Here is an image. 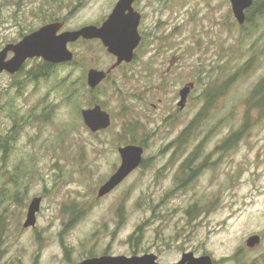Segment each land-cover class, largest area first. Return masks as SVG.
I'll list each match as a JSON object with an SVG mask.
<instances>
[{
  "label": "rangeland",
  "instance_id": "obj_1",
  "mask_svg": "<svg viewBox=\"0 0 264 264\" xmlns=\"http://www.w3.org/2000/svg\"><path fill=\"white\" fill-rule=\"evenodd\" d=\"M117 1L0 0V50L51 19L64 22L61 31L99 25ZM261 1L240 25L229 0H136L142 40L135 59L94 90L88 70L116 62L99 40L70 43L75 59L56 64L48 78L26 82L40 58L0 75V134L22 125L0 150V264L146 253L172 264L185 252L208 254L215 264H264V114L250 104L264 79ZM94 104L112 117L98 133L80 112ZM131 122L134 136L123 129ZM127 144L144 147L145 164L99 197ZM36 197V225L25 227ZM255 234L261 243L252 249L246 241Z\"/></svg>",
  "mask_w": 264,
  "mask_h": 264
},
{
  "label": "water",
  "instance_id": "obj_2",
  "mask_svg": "<svg viewBox=\"0 0 264 264\" xmlns=\"http://www.w3.org/2000/svg\"><path fill=\"white\" fill-rule=\"evenodd\" d=\"M136 0H118L113 11L108 15L102 25H85L80 29L61 31L64 26L62 21L47 23L35 31L23 36L17 43H9L0 50V75L19 73L29 60L40 58L52 64H62L75 59V54L69 49L70 43L80 39L100 40L108 52L116 57V62L108 70L91 68L87 72V84L91 89H96L105 81L110 72L122 63H130L134 60L135 50L141 42L139 25L142 15L134 8ZM234 17L240 25L247 22V11L251 9L255 0H229ZM10 52L13 55L8 58ZM193 84L185 85L179 92L178 106L183 109L187 98L191 93ZM1 98V96H0ZM81 115L86 127L97 133L108 129L112 125V117L101 104L83 108ZM121 164L116 172L100 187L99 197L110 193L121 184L131 173L138 169L144 160L145 149L141 145L127 144L118 149ZM41 197L34 198L29 206L25 227L35 226L37 212L41 208ZM261 243L258 234L250 236L246 245L254 248ZM75 264H162L154 253L132 256L102 255L89 257ZM172 264H215L213 258L204 254L195 255L193 252L183 253L178 262Z\"/></svg>",
  "mask_w": 264,
  "mask_h": 264
},
{
  "label": "trees",
  "instance_id": "obj_3",
  "mask_svg": "<svg viewBox=\"0 0 264 264\" xmlns=\"http://www.w3.org/2000/svg\"><path fill=\"white\" fill-rule=\"evenodd\" d=\"M257 1V2H256ZM259 5V0H255V4H254V9L255 6ZM253 8V7H252ZM260 8H261V12L260 15H262V10H264V0L261 1L260 3ZM251 9H249L247 11V22L251 21L252 18V14H251ZM59 19H51V21H58ZM23 36V35H22ZM42 63H36V65L27 72V84L33 82V81H37L39 79L42 78H48L51 74H53V70L56 69V64H52L49 62H46L44 60L41 61ZM72 62V61H71ZM71 62H67L69 64H71ZM24 69L21 70V72H23ZM83 86L86 87V82L84 81ZM227 86V85H226ZM69 93V97L68 99H70V97L73 95V92H68ZM208 97H211V94L208 95ZM67 99V100H68ZM250 104L259 110V113L262 115L264 114V79L261 80L258 85L255 87V89L252 92L251 95V102ZM45 117V119L48 118V116L46 114L43 115ZM201 117V113L198 114L196 116V118L189 124V126L184 130V132L181 134V136H179V141L178 144L181 145L182 141L184 138H186V136L190 135L191 129L193 127V125H195V123L198 121V119ZM22 125L21 124H16L13 126L12 130H10L8 133H6L5 135L0 134V150H4V152H7L8 150V144L11 140L10 136L14 135V130L15 129H21ZM123 129H127V132H132V135L134 136V131L137 129V125H133V123L131 122L129 125H124ZM132 136V137H133ZM238 134L234 133L232 136H230V138L227 140V142L225 143V147L226 148H230L232 147V145H234L236 138H237ZM131 137V138H132ZM193 159V156H191ZM145 162H142V165H144ZM191 160L189 159L188 162L185 163V168H191L192 172L195 170L193 169L191 166ZM1 220V218H0ZM3 224L0 221V231L2 229ZM141 229V228H140ZM139 231V230H138ZM137 239H139L138 236H136Z\"/></svg>",
  "mask_w": 264,
  "mask_h": 264
},
{
  "label": "flooded vegetation",
  "instance_id": "obj_4",
  "mask_svg": "<svg viewBox=\"0 0 264 264\" xmlns=\"http://www.w3.org/2000/svg\"><path fill=\"white\" fill-rule=\"evenodd\" d=\"M135 2H136V1H135ZM134 4H135V3H134ZM114 7H115V6H114ZM134 8H135V6H134ZM253 8H254V6H253ZM253 8H252V9H253ZM113 9H114V8H112V11H113ZM252 9H251V10H252ZM135 10H136V8H135ZM112 11H111V12H112ZM136 11H138V10H136ZM138 12H139V11H138ZM140 13H141V12H140ZM141 15H142V14H141ZM141 20H142V18H141ZM140 23H141V22H140ZM96 25H97V24H96ZM100 25H102V23L99 24L98 26H100ZM139 33H140V32H139ZM140 35H141V34H140ZM141 37H142V36H141ZM95 40H98V39H95ZM141 40H142V38H141ZM79 41H84V39H80ZM87 41H89V40H87ZM99 41H100V40H99ZM140 43H141V42H140ZM139 45H140V44H139ZM138 47H139V46H138ZM138 47H137V48H138ZM135 51H136V50H135ZM134 59H135V57H134ZM130 63H131V62H130ZM124 64H126V63H124ZM109 75H110V74H109ZM108 77H109V76H108ZM188 84H191V83H188ZM188 84H186V85H188ZM188 97H189V96H188ZM187 100H188V98H187ZM153 106L156 107L157 105L153 104ZM80 110H81V109H80ZM259 245H260V244H259ZM257 246H258V245H257ZM257 246H256V247H257ZM256 247H254V248H256ZM254 248H252V249H254Z\"/></svg>",
  "mask_w": 264,
  "mask_h": 264
}]
</instances>
